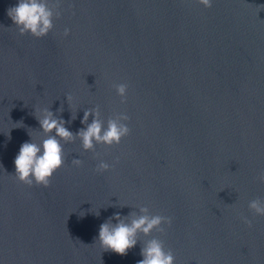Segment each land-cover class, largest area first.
I'll return each mask as SVG.
<instances>
[{"label":"water","instance_id":"obj_1","mask_svg":"<svg viewBox=\"0 0 264 264\" xmlns=\"http://www.w3.org/2000/svg\"><path fill=\"white\" fill-rule=\"evenodd\" d=\"M17 3L0 0V264H137L152 237L175 264H264V216L248 207L264 199V0H60L43 38L19 34ZM35 107L73 133L85 110L105 127L125 113L131 132L94 152L64 144L50 186L29 187L14 159L28 131L44 138ZM101 159L114 167L95 172ZM140 206L171 226L125 256L103 252L99 226Z\"/></svg>","mask_w":264,"mask_h":264},{"label":"clouds","instance_id":"obj_2","mask_svg":"<svg viewBox=\"0 0 264 264\" xmlns=\"http://www.w3.org/2000/svg\"><path fill=\"white\" fill-rule=\"evenodd\" d=\"M196 3L206 8L212 7V0H196ZM59 7L60 0H55V2L53 0H18L15 6L7 9V15L21 36L30 34L35 38H43L53 30L54 18L60 17ZM258 7L264 9V5ZM63 35L68 36L69 29L66 28ZM114 87L121 98V103H126L128 85L120 83ZM66 97L68 102L73 99L71 95ZM63 110V105H61L57 112L62 113ZM33 115L38 121L44 138L35 142L28 131L31 142L26 141L21 144L14 159L15 173L13 174L17 181L29 187L34 184L45 188L50 186L53 174L64 166V144L74 143L78 139L85 152H94L96 145L108 147L119 145L121 140L131 132L125 123L130 119L127 114H115L108 118L105 127L98 107L84 111L81 124L85 127L76 133L69 131L65 127L66 121L54 114L48 107H35ZM90 116L93 117L91 123L88 122ZM72 119H75V115ZM19 125V127L23 126L22 122ZM72 164L79 167L83 161L73 159ZM112 167L114 164L110 165L101 159L95 172L103 173ZM258 179L264 183V172H261ZM248 207L254 215L264 216V199L257 197L249 202ZM83 215L84 213H81V216ZM96 215L98 216L99 212H96ZM241 219L249 228L252 227V221L247 217L242 216ZM171 223V217L152 214L147 206H140L138 212L132 211L127 216H122L117 212L99 226V234L95 238V243L99 244L103 252L111 251L125 256L137 245L138 241L141 242V237H151L154 231L163 234L165 232L163 225L171 226ZM141 244L140 255L143 258L138 260L137 264H175L173 252L165 249L163 240L152 237L143 240Z\"/></svg>","mask_w":264,"mask_h":264}]
</instances>
